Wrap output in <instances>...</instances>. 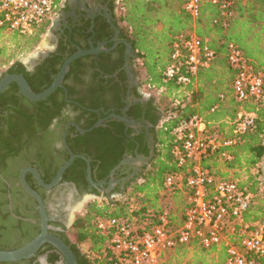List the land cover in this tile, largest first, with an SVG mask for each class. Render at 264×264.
Segmentation results:
<instances>
[{
  "label": "flooded vegetation",
  "instance_id": "obj_1",
  "mask_svg": "<svg viewBox=\"0 0 264 264\" xmlns=\"http://www.w3.org/2000/svg\"><path fill=\"white\" fill-rule=\"evenodd\" d=\"M119 4L120 0H64L50 28V48L29 62H21L23 72L13 66L0 74V79L6 74H20L31 90L39 93L49 87L69 56L79 50L91 51L69 64L63 79L66 91L58 88L46 99L34 102L10 83L0 94V135L9 152L1 164L5 176L0 174V178L10 188V177L17 174L15 186L23 193L16 199L8 193L0 209L12 217L14 210L27 213L25 218H18L23 224L17 231L30 230L31 239L39 233L40 215L35 200L19 184V172L35 168L42 181L50 184L69 159L64 139L76 157L55 186L41 187L31 173L25 174L26 182L43 201L48 232L58 237L66 235L76 214L89 202L111 203L115 196L139 183L156 159L162 111L155 97L146 92L139 73L144 67L125 36L117 15ZM9 89L16 97L9 95ZM53 251L51 245L44 244L22 263L31 260L30 264H43L44 258L49 264L47 259ZM61 259L59 256L54 264Z\"/></svg>",
  "mask_w": 264,
  "mask_h": 264
},
{
  "label": "trees",
  "instance_id": "obj_2",
  "mask_svg": "<svg viewBox=\"0 0 264 264\" xmlns=\"http://www.w3.org/2000/svg\"><path fill=\"white\" fill-rule=\"evenodd\" d=\"M183 3L184 0H121L124 12L119 19L127 40L136 51L138 58L142 59L145 70L143 81L145 86L150 91L164 93L165 97H173L176 100L172 99L165 107H160V104L157 103L162 111V119L158 135V152L151 170L139 183L131 185L123 193L124 195L122 194L123 201L113 200L102 206H99L95 201L89 202L84 211L76 216L66 235L61 234L60 237L69 245L75 255L77 264H112L106 250L108 237L99 233L95 227L94 221L98 218L136 221L141 225L140 231H148L152 225L157 223V216L167 209L171 226L181 223L185 208L183 195L181 193L172 195L173 199H180L177 201L178 205L175 209V213H179V219H176L169 204L160 205L158 199L163 188L165 174L185 173V169L177 167L171 159V148L175 144V136L171 132L190 115L198 114L203 117L208 124L209 135L216 137L220 143L235 139V144L220 145L216 151L208 153L201 160L202 168L208 170L218 179H228L229 174L232 173L235 177L232 180L237 182L240 187H246L249 192L258 194L259 174L253 175L251 170L257 168L264 156V83L263 97L260 101L236 102L231 94L234 72L226 64V46L228 43L235 44L255 68L264 74V0H231L229 8L232 16L228 19L225 27L220 23L217 25L213 23L215 19L220 20L222 17L219 4L200 0L199 15L194 21L195 32L215 51V59L208 68L198 71L195 83L193 80L187 86L177 85L173 81L165 82L162 79L164 71L170 64L171 46L174 38L191 29L192 20L183 10ZM56 9L52 10L50 17ZM50 17L33 27L30 33L11 32L9 42L0 47V67L17 66L23 72L24 67L18 57L37 44L49 25ZM4 31L6 29L0 27V34ZM23 74L26 77V74ZM48 85L49 83L45 87ZM34 91L37 92L35 88ZM9 92L11 97H16L14 96L15 91L12 93L9 89ZM220 94L225 97L223 103L218 102ZM2 96L0 95V97ZM215 104H218L217 109L210 112L211 107ZM11 111L18 113L16 110ZM241 111L255 115V128L243 135L236 136L232 134L233 121ZM1 136L0 174L5 176L1 164L9 152L6 153L7 145ZM223 152L231 156L230 161L221 158L220 155ZM239 174L245 178L243 182L237 180ZM10 182L12 187L8 188L0 178L2 186L0 193L5 197L9 193L14 199L17 194L23 196L19 187L15 186L18 182L17 174L10 177ZM133 197L138 204L137 209L131 208V205L134 204V200L131 201ZM257 201L256 206L242 215L241 227L257 220H264V201L259 197H257ZM4 202H6V198L0 203V206ZM28 210L30 208L26 207L25 211L28 212ZM13 215L15 217L0 209V250L16 249L22 245L24 240L31 239L29 230L23 236L24 239H20L10 246L2 244L16 233L18 227H22L23 223L18 218H25L28 214L14 210ZM36 215L38 216V214ZM235 229L239 231L238 226H235ZM70 235L74 236L75 242L70 240ZM237 241L236 234L231 242L236 243ZM83 242L90 244V249L84 253L78 247ZM59 256L57 251H53L47 262L54 264ZM226 257V247L223 244L204 248L192 243L177 246L173 250L161 254L157 264H223ZM22 262L24 261L0 264H23ZM26 262L30 264L31 260ZM260 264H264V257L260 259Z\"/></svg>",
  "mask_w": 264,
  "mask_h": 264
},
{
  "label": "built area",
  "instance_id": "obj_3",
  "mask_svg": "<svg viewBox=\"0 0 264 264\" xmlns=\"http://www.w3.org/2000/svg\"><path fill=\"white\" fill-rule=\"evenodd\" d=\"M208 1L219 4L221 9L222 17L213 23L225 27L232 16L229 8L231 0ZM57 3L58 0H0V27L10 33H30L33 27L50 17ZM182 8L192 20L191 29L174 38L170 64L162 79L187 86L193 80L195 83L198 71L213 63L215 51L195 32L194 21L199 15L200 0H184ZM226 64L234 72L231 94L235 101H260L264 74L235 44L228 43L226 46ZM224 99V95H218L219 103H223ZM217 106L213 105L210 112L215 111ZM207 126L203 117L193 114L171 132L175 136L171 159L177 167L185 169V173L165 174L161 191L163 194L183 195L184 217L179 225L171 226L167 209L157 216V223L148 231H140L141 225L136 221L115 218L95 220L96 230L108 237L106 250L112 264H157L161 254L192 243L204 248L223 244L227 253L223 264H260V259L264 257V220L242 225L239 231L234 227L236 220L257 205L259 193L255 195L233 180L218 179L202 168L201 160L208 153L216 151L220 145L235 144V139L220 143L216 137L209 135ZM254 128L255 115L241 111L233 121L232 134L243 135ZM220 156L231 160L226 152ZM236 234L238 241L233 243L231 239Z\"/></svg>",
  "mask_w": 264,
  "mask_h": 264
},
{
  "label": "water",
  "instance_id": "obj_4",
  "mask_svg": "<svg viewBox=\"0 0 264 264\" xmlns=\"http://www.w3.org/2000/svg\"><path fill=\"white\" fill-rule=\"evenodd\" d=\"M39 53V52H38ZM35 53V54H38ZM91 51H77L76 53L69 56L62 64L61 68L59 69L58 73L54 77L52 83L49 85L48 88L43 90L39 93H34L25 78L20 74H6L0 79V94L8 87L10 83H14L20 95L27 98L30 101H41L46 99L49 95H51L56 89L61 88L66 91L63 87V79L67 73L69 68V64L76 58L84 55L90 54ZM66 93V92H65ZM97 123L96 125H98ZM79 132H84L82 129L78 128L75 124H73ZM95 125V126H96ZM65 147L69 151V159L60 167L57 171L56 176L54 177L53 181L50 184H45L42 179L40 178L38 172L35 168L26 167L20 170L19 172V184L21 188L30 196L32 197L37 206L36 209L40 215V230L39 233L30 241L23 244L21 247L13 249V250H0V263H17L29 259L35 255V253L44 245L49 244L51 245L55 251H57L61 256V261L58 264H77L75 255L73 254L71 248L67 243L63 241L60 237L50 234L48 232L49 225H48V218L46 216L45 207L40 195L33 190L25 179V174L27 172L31 173L37 184L41 187L50 189L57 184V182L61 179L63 172L68 168V166L72 163L74 158L76 157L67 147L65 139H64ZM83 158V157H81ZM85 159V158H83ZM87 162V160H85ZM87 174L88 179L89 177V166L87 162ZM73 221V218H72ZM71 221V223H72ZM41 262L46 264L45 259L42 258Z\"/></svg>",
  "mask_w": 264,
  "mask_h": 264
},
{
  "label": "rangeland",
  "instance_id": "obj_5",
  "mask_svg": "<svg viewBox=\"0 0 264 264\" xmlns=\"http://www.w3.org/2000/svg\"><path fill=\"white\" fill-rule=\"evenodd\" d=\"M58 7V5H57ZM56 12H54V14L50 17L49 19V25L47 26L45 32L43 33V35L41 36V38L39 39V41L37 42V44H35L33 47H31V49H29V51H26L24 52L23 54H21L18 59L23 62V63H26V62H29L30 59H32L33 57H35L37 54L35 53H38V52H43L45 50H47L48 48H50V45H49V42H48V36H49V33H50V28H51V25L53 23V21L56 19L55 16H56ZM123 9L121 7V0H120V4H119V10H118V16L120 17V15L123 13ZM9 37H10V32L8 31H4L2 34H0V47H2L6 42H9ZM139 62L142 63V59H139ZM142 66V65H141ZM8 66H1L0 67V74L7 69ZM139 73H140V77L141 79L144 81V78H145V70L144 68L141 67V70H139ZM146 92H149L153 97H155V100L157 103L160 104V107H165V105H168L169 102L174 99L173 97H170V98H167L164 96V93L162 94H159L158 92H154V91H150V89H148V87L146 86ZM176 100V98L174 99ZM264 171H262L260 168H255V169H252L251 170V173L253 175L255 174H262ZM239 177H237V180L240 181V182H243L244 181V177L241 176V174L238 175ZM232 178H235L233 177V174L230 173L229 174V177H228V180H232ZM258 179L260 180V183H261V176L258 177ZM2 188V186L0 185V189ZM259 198L262 199L264 201V194L262 193L261 195V192H260V186H259ZM124 195V194H123ZM123 195H117L114 197V200H120V201H123L124 197ZM6 197L0 193V203L4 201ZM133 200H134V204H132V208L133 209H137L138 208V204L135 202V199L133 197ZM132 200V201H133ZM180 200L179 198H172V195L170 194H163V192L161 191L160 194H159V199H158V204L160 205H163V204H169V206H171V209H172V212H174V215H176V219H179V213H175V209L177 208V201ZM106 200H99L98 201V205H103V203H105ZM85 209V208H84ZM84 209L77 213L76 216L80 215ZM95 222V221H94ZM241 221L240 220H236L235 221V226H238L239 229H241V225H240ZM234 226V227H235ZM28 231L24 232L23 233H20L19 231L16 230V233L14 235H12L5 243L2 242V244L4 246H10L16 242H18L20 239L23 238V236H25V234H27ZM228 234V231L225 232V235ZM70 240L75 242V239H74V236L73 235H70L69 236ZM79 249L80 251H82L83 253L84 252H87L90 248V244L88 242H83V243H80L79 244Z\"/></svg>",
  "mask_w": 264,
  "mask_h": 264
},
{
  "label": "crops",
  "instance_id": "obj_6",
  "mask_svg": "<svg viewBox=\"0 0 264 264\" xmlns=\"http://www.w3.org/2000/svg\"><path fill=\"white\" fill-rule=\"evenodd\" d=\"M58 1H60L58 4V7H59L64 0H58ZM258 168H260L262 171H264V156H263L261 162L258 164L257 169ZM260 192H261V195H262V193L264 194V175L261 176Z\"/></svg>",
  "mask_w": 264,
  "mask_h": 264
}]
</instances>
